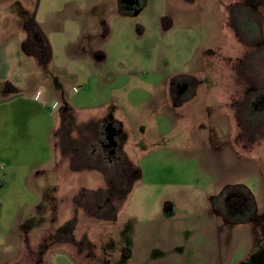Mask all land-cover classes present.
<instances>
[{
  "label": "rangeland",
  "instance_id": "374dc122",
  "mask_svg": "<svg viewBox=\"0 0 264 264\" xmlns=\"http://www.w3.org/2000/svg\"><path fill=\"white\" fill-rule=\"evenodd\" d=\"M261 1L0 0V44L26 38L28 84L0 82V99L49 94L43 113L0 106V264H264V112L249 103L264 89ZM76 97L108 103L81 113Z\"/></svg>",
  "mask_w": 264,
  "mask_h": 264
},
{
  "label": "crops",
  "instance_id": "0c3cea01",
  "mask_svg": "<svg viewBox=\"0 0 264 264\" xmlns=\"http://www.w3.org/2000/svg\"><path fill=\"white\" fill-rule=\"evenodd\" d=\"M65 4H67V3H65ZM28 22L29 21L23 22L22 27H24V26L27 27ZM25 39L26 38H23V39L21 38L19 40L18 39H15V40L12 39L9 42L6 41V42L0 44V82H6L9 85L13 84L16 87L21 86L23 84V82H24L25 87L26 86L28 87V84H26V80L22 76V69H23L22 60H23V55H25V53H23L22 48L24 46ZM84 54L85 55L88 54V57H90V58L92 57V55H90L89 51L86 52V48L81 49V51L77 52L75 55H77L78 57L80 56V58H81ZM99 55L100 56L98 57V62L105 61L106 55L104 54V52L102 50L99 52ZM152 84L160 86V85H162V82L152 83ZM86 88H88V87H86ZM38 90H36L34 95L32 97H30V98L26 97V96H23V94H19L18 92L12 93L13 95L9 98V100L0 99V106L2 104H6L7 105V102H8V104H11V105H16L17 104V105L22 106V109L25 110V112H23V113L28 114V113L32 112V107H33L34 104H36V106L38 108V111L43 113L44 105L45 106L48 105V100H49L48 96H49V94H48V91L46 89H44L43 87H39ZM38 93H40L39 96H37ZM166 93L167 92L162 91V93L160 95V98H157V99H155V101L154 100L152 101V102H154L153 103L154 106L156 105L157 102L158 103L161 102L162 98L166 95ZM140 97L145 98V99L144 100L140 99L138 101H135L138 104H142V102H146L147 100L150 101V100L153 99V96L150 93H143ZM76 98L77 99L74 102L76 105H74L73 107H75L77 109H80L81 113H85L86 108H92L90 110L98 111V110L106 107L107 103H108L107 99H104V100H101V101H99L97 103H89L87 105L82 100L83 97H76ZM163 104H165V103L162 102V105ZM11 108H12V106L7 109V112H9V110ZM61 112H65V111L62 110L59 113L61 114ZM13 113H12V111L10 113V114H12V117L14 116ZM60 114H59V123H60ZM161 115H159V116H161ZM99 117L101 119L105 118L103 116H99ZM162 117H164V119H162L161 123L164 124V125L162 126V128H160L158 126V124H157V126H158V129L160 128V129L165 130L167 128V125H168V123L166 122L168 119H167L165 114L162 115ZM107 118H109V117H106V119ZM96 119H98V118H96ZM80 120L81 121H87V119H83V120L80 119ZM78 122H79V119H78ZM156 123H158V120H157ZM55 128H56V126H55ZM54 131H55V129H54ZM51 133H52V130H51ZM54 154H55V150L53 148V157H55L53 159V162L56 163V156H54ZM47 161H49V160H47ZM47 161L40 162L41 165L39 166V168H41V170H38V171H35L36 165L35 166L33 165V168H34L33 169V174L42 176L43 173L46 170L49 171L50 167L52 166V164L51 165H46ZM12 168H13L14 171H17V172H19V174H22L23 172L21 173V170H23L25 168V166L20 161V162L14 163ZM201 170H202V167H201ZM56 172H57V169H56ZM56 172L54 171L55 174H58ZM203 172L206 173V176H209V173L207 171L203 170ZM33 174H32V171H30L29 174L23 175L21 177L22 181L26 184L28 182V179H30V178L33 179V176H32ZM35 175H34V177H35ZM58 178H59V176H58ZM210 182L212 183L211 180H210ZM3 183H5V182L3 181L2 184Z\"/></svg>",
  "mask_w": 264,
  "mask_h": 264
},
{
  "label": "flooded vegetation",
  "instance_id": "af4514ba",
  "mask_svg": "<svg viewBox=\"0 0 264 264\" xmlns=\"http://www.w3.org/2000/svg\"><path fill=\"white\" fill-rule=\"evenodd\" d=\"M142 0H121V2H123V4L125 5V7L127 9H137V6L139 3H141ZM253 3V8H256L258 5L262 4L261 0H249V5ZM246 4V3H245ZM248 5V4H247ZM250 32L252 33V31L250 30ZM234 34L237 35V37H239V39H252L253 38V34H246L247 37L244 35V33L240 32L237 28L234 29ZM188 87V84L184 85V88ZM250 105L253 106V108L259 109L260 111L264 112V89L253 95L252 98H250L249 101ZM115 148V147H114ZM233 188L228 192V195L225 199V201L228 203L229 205V209H234L237 212L240 213H244L248 207V196H246V189L242 187H236V186H232ZM239 188V189H238ZM245 191V192H244Z\"/></svg>",
  "mask_w": 264,
  "mask_h": 264
},
{
  "label": "trees",
  "instance_id": "16d2710c",
  "mask_svg": "<svg viewBox=\"0 0 264 264\" xmlns=\"http://www.w3.org/2000/svg\"><path fill=\"white\" fill-rule=\"evenodd\" d=\"M141 9V8H140ZM139 9V10H140ZM124 13V12H123ZM129 13H132V12H126V13H124V14H129ZM27 30H28V32L29 31H31V30H33V32L35 31L36 32V34L34 33V37H36L37 38V36L38 35H40V30H39V27L38 26H36V23H35V21L32 19V20H30L29 22H28V24H27ZM37 40H38V38H37ZM38 42H39V40H38ZM40 43V42H39ZM43 48V47H42ZM60 120H61V122H60V126H59V129L60 130H62V131H64V134H65V136L68 138L69 136H70V132H71V130H72V125H74V121L72 120V118H71V116L67 113V111H65V112H62L61 114H60ZM72 124V125H71ZM67 125H68V127H67ZM65 127V128H64ZM83 128H84V130L85 131H87L86 129H85V126L83 125ZM101 190L100 191H94V194H98V195H100L101 196V191H103L102 189H103V187L102 188H100ZM116 212H117V209H116ZM72 222V223H71ZM67 224H73L72 225V228H75V226H76V224H77V219H76V217H74L73 219H70V220H68L67 222H65L64 223V225H67ZM73 230V229H72ZM59 239V238H58ZM58 239H56V240H58ZM52 243H54V242H50V244L49 243H46V244H44L45 246V248H46V246L47 247H49L50 248V245H52ZM43 250H46V249H43Z\"/></svg>",
  "mask_w": 264,
  "mask_h": 264
},
{
  "label": "water",
  "instance_id": "95a60500",
  "mask_svg": "<svg viewBox=\"0 0 264 264\" xmlns=\"http://www.w3.org/2000/svg\"><path fill=\"white\" fill-rule=\"evenodd\" d=\"M137 12H138V10H137ZM107 127L110 130V135L108 137V140H109V142H111L113 147H116L117 142L115 140V135L117 134V129L114 126H112V124H109Z\"/></svg>",
  "mask_w": 264,
  "mask_h": 264
},
{
  "label": "built area",
  "instance_id": "2783aa9c",
  "mask_svg": "<svg viewBox=\"0 0 264 264\" xmlns=\"http://www.w3.org/2000/svg\"><path fill=\"white\" fill-rule=\"evenodd\" d=\"M40 93L37 94V96H39Z\"/></svg>",
  "mask_w": 264,
  "mask_h": 264
}]
</instances>
